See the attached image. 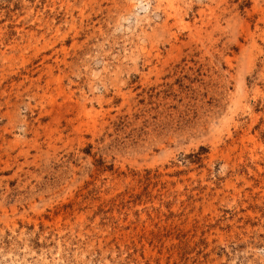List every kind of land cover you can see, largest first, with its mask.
Here are the masks:
<instances>
[{
	"label": "rangeland",
	"instance_id": "obj_1",
	"mask_svg": "<svg viewBox=\"0 0 264 264\" xmlns=\"http://www.w3.org/2000/svg\"><path fill=\"white\" fill-rule=\"evenodd\" d=\"M0 264H264V0H0Z\"/></svg>",
	"mask_w": 264,
	"mask_h": 264
}]
</instances>
